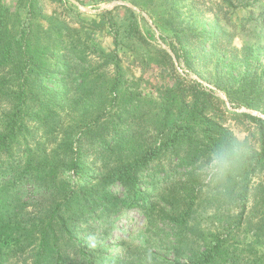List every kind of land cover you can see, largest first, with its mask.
Here are the masks:
<instances>
[{
	"label": "rangeland",
	"instance_id": "rangeland-1",
	"mask_svg": "<svg viewBox=\"0 0 264 264\" xmlns=\"http://www.w3.org/2000/svg\"><path fill=\"white\" fill-rule=\"evenodd\" d=\"M0 11L22 45L31 39L33 48L45 52L53 44L49 59L70 71V76L58 75L47 83L64 87L72 96L68 103L60 102L59 117L50 124L43 115L40 120L25 118L13 147L20 157L24 149L30 150L35 162L43 159L41 151L62 156L66 152L67 161L54 157L46 162L58 185L70 184L75 177L70 167L75 160L84 165V180L95 190L103 189L102 177L116 166L135 164L158 141L159 121L151 116L163 104L159 92L170 86L183 89L191 80L223 100L218 104L225 113L223 123L235 137L250 138L259 147L258 124H264V0H0ZM214 30L218 36L208 33ZM87 40L117 55L126 84L123 100L135 96L144 103L139 108L141 103L133 100L136 108L126 111L130 118L123 117V122L117 115L123 116L125 109L108 99L116 75L83 91L84 73L104 59L85 56ZM73 41L79 46L73 47ZM25 78L0 68V134L9 129L4 118L13 109L5 98L17 94ZM193 100L191 96L186 101ZM16 128H21L20 121ZM101 129L105 133L96 136ZM140 173L147 183L139 190L155 209L148 215L142 196L128 198L127 189L113 180L107 190L124 204L112 223L92 214L91 223L99 227L106 249L98 264L196 263L214 242L203 241L175 221L189 205L191 224L221 236L227 251L222 264H264V168L251 180L252 189H257L242 217L240 201L229 197L227 189H209L200 181L196 164H186L177 155L161 153ZM30 194L24 193L23 201L32 198ZM3 246L2 254L14 250L5 264H25L19 257L24 251L29 254L28 248L17 254V248Z\"/></svg>",
	"mask_w": 264,
	"mask_h": 264
},
{
	"label": "trees",
	"instance_id": "trees-1",
	"mask_svg": "<svg viewBox=\"0 0 264 264\" xmlns=\"http://www.w3.org/2000/svg\"><path fill=\"white\" fill-rule=\"evenodd\" d=\"M61 22L65 24L64 20ZM217 31L208 33L218 36ZM58 32L60 36H63L61 31ZM94 33L95 31L90 36ZM68 37L73 36L68 33ZM20 42L17 37L10 34L4 22V15L0 11V68L26 77L18 93L12 92L11 96L5 98L13 105V109L4 118L9 124V129L5 134H0V264L9 261L10 253L14 251L9 250L11 248H17V254L28 248L29 254L23 250V255L19 257L24 259L25 264L28 262L31 264H98L101 252H106V249L99 227L91 223L92 214L104 216L109 223H112L116 219L115 214L119 211L118 206L124 204L122 200L115 199L109 194L108 185L113 180H119L127 189L128 198L137 194L141 195L146 212L151 215L156 204L151 205L147 198L143 197L145 193L140 192V186L147 183L140 177L142 176L140 172L149 164L150 159L161 153H172L186 164H196L221 139L229 135L235 137L223 123L225 113L218 105L223 103V100L211 92L200 90L193 80L185 83L183 89L174 86L165 88L159 92L163 103L161 109L159 108L158 114L159 109L151 116L152 119L155 117L159 121L158 129L160 130L156 136L158 141L147 149L135 164L122 163L116 166L102 177L99 185L103 184V189L95 190L96 186L89 187L85 182L84 165L75 160L70 165L75 171L73 174L75 177L70 178L71 185L68 183L64 186L58 185L55 179L57 176L52 169H49L46 162L54 157L56 160L65 162L68 159L66 152L62 156L61 152L53 151L51 154H46L45 151H41L39 156L43 158V161L35 162L30 150L24 149L21 152V154L24 152L22 157H27L22 160V157L15 154L13 147L17 144L18 132L23 129L25 118L36 117L40 120L43 115L42 119L45 118V122L50 124L52 119L59 117L57 108L60 107V102L64 101L66 104L72 96L66 93L64 87L58 84L50 87L47 83L58 75L70 76V71L58 67L60 64L57 61L53 65L49 59L53 55V44L45 52H40L33 48L31 39L24 45ZM78 44L75 41L71 42L73 47L79 46ZM84 47H86L85 56L96 57V60L104 59L91 72L84 73L85 89L83 91L90 90L87 89L89 85H97L101 78L106 80L116 75L108 92V99L111 105L125 109L123 116L118 113V119L123 122V117L130 118L126 111L136 108L132 104L133 100L141 103L139 108H144V103L135 96L123 100L122 95L126 84L120 72V65L117 63V55L107 54L99 45H91L89 40ZM90 61L87 62L90 63ZM104 69H106L105 73L102 72ZM24 70L28 73L25 74ZM32 93L34 94L31 95ZM39 94L43 96V99L39 98ZM228 94L233 99L234 93H229L228 90ZM191 96L194 100L188 103L186 100ZM242 116L260 122L256 117L244 114ZM19 121L21 128L17 130ZM262 123L261 121L258 124L259 147L250 138L244 140L250 145L251 153L231 178L227 187V195L235 197L237 202L240 201L242 208L240 217L244 216L248 210L257 189H252L251 180L264 168V124ZM113 128L117 130L118 126ZM104 133V129L98 130L96 136ZM74 155L71 157L75 159L77 154ZM160 169L161 167L157 170ZM77 176L81 178L76 179ZM92 182L95 180L93 179ZM68 185L71 187L68 188ZM28 192L33 197L23 201V194ZM191 211V205H189L185 214L175 221L203 241L214 242L213 246L210 245L205 254L194 264H222V254L227 251L224 249L225 245L221 236L202 229L195 222L191 224L189 219ZM3 244L9 250H6L4 254H2ZM114 261L117 262V260Z\"/></svg>",
	"mask_w": 264,
	"mask_h": 264
},
{
	"label": "clouds",
	"instance_id": "clouds-1",
	"mask_svg": "<svg viewBox=\"0 0 264 264\" xmlns=\"http://www.w3.org/2000/svg\"><path fill=\"white\" fill-rule=\"evenodd\" d=\"M251 153L250 145L237 137L221 139L196 162L200 181L213 190H226L231 178Z\"/></svg>",
	"mask_w": 264,
	"mask_h": 264
}]
</instances>
